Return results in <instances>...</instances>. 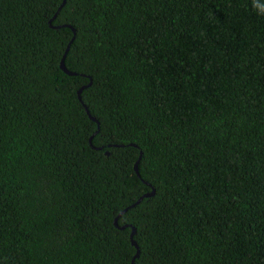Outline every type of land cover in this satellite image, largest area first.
<instances>
[{
    "label": "trees",
    "instance_id": "16d2710c",
    "mask_svg": "<svg viewBox=\"0 0 264 264\" xmlns=\"http://www.w3.org/2000/svg\"><path fill=\"white\" fill-rule=\"evenodd\" d=\"M62 1L0 0V264H264V0Z\"/></svg>",
    "mask_w": 264,
    "mask_h": 264
},
{
    "label": "water",
    "instance_id": "95a60500",
    "mask_svg": "<svg viewBox=\"0 0 264 264\" xmlns=\"http://www.w3.org/2000/svg\"><path fill=\"white\" fill-rule=\"evenodd\" d=\"M64 2H65V0L62 1L61 6L64 4ZM61 6L59 7V9L61 8ZM68 49H69V46L66 48V50H65V52H64V54H63V56H62V58H61V60H60V68H61L64 72H66L67 74L73 75V74H75V72H73V71H71V70H68L67 67H66V65H65V57H66V54H67ZM84 87H86V86H83L82 88H84ZM82 88H81V89H82ZM81 89L79 90V94H80V92H81ZM85 108H86V107H85ZM86 110H87V108H86ZM87 112H88V110H87ZM90 117H91L93 120H96L93 116L90 115ZM91 138H92V136H91L90 139H89L90 142H91ZM98 148H100V147H98ZM141 154H142V152H140L139 158L141 157ZM139 158H138V160L136 161V163H135V165H134L135 171H136V173H137L138 175H139V173H138V161H139ZM153 194H154V190H152V191L149 192V193H145L143 196H140V197H139V198H138L133 204H131V205L127 206L126 208H124V209L118 214V216L115 217V219H114V224H115V226H117V227L120 228V229H124V228H126L127 224H124V225H122V226H118V224H117V219H118V217H119L121 214H123L125 211H127L129 208H131V207L135 206L137 203H139V202L141 201V199H142L144 196H150V195H153ZM134 233H135V227L132 226V232H131V234H130V238H131V240H132V244L136 247V253H135L134 257H133V261H134V258L137 257V256L139 255V252H140L137 243L135 242V240H133V235H134ZM133 264H134V263H133Z\"/></svg>",
    "mask_w": 264,
    "mask_h": 264
}]
</instances>
